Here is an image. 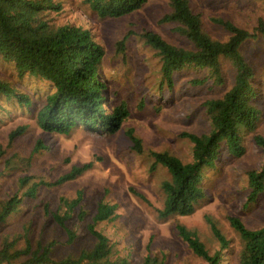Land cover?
Returning a JSON list of instances; mask_svg holds the SVG:
<instances>
[{"label": "rangeland", "instance_id": "rangeland-1", "mask_svg": "<svg viewBox=\"0 0 264 264\" xmlns=\"http://www.w3.org/2000/svg\"><path fill=\"white\" fill-rule=\"evenodd\" d=\"M190 1L193 9L203 15L207 32L215 39L226 40L227 35L211 23L214 17L230 20L251 33L259 20L264 19V3L256 0ZM61 2L63 11L51 14L52 24L92 31L105 52L101 79L107 84L106 109L111 112L124 103L130 116L123 130L112 137L85 128L76 129L71 136H62L43 132L36 116L13 110L8 105L0 119V199L8 201L17 195L23 199L24 206L20 214L10 217L8 224L0 228V243L7 236L15 240L22 233L23 224L31 223L37 241L55 243L57 258L77 255L94 241L87 233V223L77 219L71 221L70 228L78 235V240L71 244L66 233L50 217H45L43 208L49 205L57 212L60 205L63 206V199L75 201L83 197L82 204L90 222L99 203L117 205L115 219L97 229L110 239L116 255L126 257L132 264L143 263L148 246L156 253H163L167 264H206L179 238L176 227L180 224L196 232L209 251L215 254L221 246L213 236L208 219L217 223L232 244L224 264H238L233 252L236 247L240 248L241 242L228 218L239 217L252 230L264 226V194L255 204H249L248 198L246 173L260 169L264 163L262 153L252 141V134H244V157L232 159L223 153L218 170L211 172L206 182L207 200L200 204L196 213L172 220L159 218L165 201L162 183L170 179V175L162 168L151 172L152 160L148 156L134 155L126 136V131L133 130L143 140L147 151H169L184 162H191L192 145L180 135L210 131L202 104L231 88L234 78L231 64L224 60L227 81L224 90L211 86L191 89L190 80L199 76L195 72L184 73L176 89L170 90L161 85L160 60L140 39V34L147 29L173 43L184 44L171 33L169 26L159 23L169 12L168 0H150L136 15L105 21L91 12L84 0ZM120 42L125 44L124 54L119 52ZM241 51L255 71L254 85L258 91L255 103L263 113L257 132L264 136V38L256 35L242 46ZM12 69L10 64L0 60V79L31 95H40V89L45 91L46 86L40 81L29 76L20 79ZM36 98L38 100L34 101L40 109L43 102ZM20 127H26V133L10 145L9 135ZM39 143L44 149L36 153ZM89 163L94 164L93 168L81 178L54 186L73 167ZM25 178L29 182L21 187ZM36 184H40L37 199L30 200L24 195Z\"/></svg>", "mask_w": 264, "mask_h": 264}, {"label": "trees", "instance_id": "trees-1", "mask_svg": "<svg viewBox=\"0 0 264 264\" xmlns=\"http://www.w3.org/2000/svg\"><path fill=\"white\" fill-rule=\"evenodd\" d=\"M256 1L264 3V0ZM149 2L84 0L90 11L103 21L136 15ZM168 3L169 12L159 23L169 26L171 33L184 44L173 43L153 30L146 29L140 34L144 45L153 50L161 62V85L175 90L184 73L195 72L199 76L190 80L191 89L211 86L224 90L227 83L224 60L231 64L234 78L229 90L202 104L210 131L180 135L192 145L191 162L186 163L169 151H147L143 140L133 130L126 131L132 153L138 157L148 156L152 160L151 172L162 168L170 175V179L162 183L165 201L159 211L161 220L191 217L196 213L200 204L207 200L206 182L210 173L218 170L223 153L232 159L245 156L244 134H252L253 143L264 157V136L257 132L263 113L255 103L258 96L254 85L256 75L241 51L242 46L256 35L264 38V19L259 20L251 33L230 20L214 17L211 23L227 35L226 40L215 39L207 32L203 15L193 9L190 0H168ZM62 11L61 0H0V60L10 64L20 79L29 76L46 86L45 91L40 89V95H31L0 79V119L3 110L11 105L13 110L36 116L38 127L47 134L71 136L76 129L85 128L112 137L123 130L130 111L124 103L107 111V84L101 79L104 48L89 29L52 24L51 14ZM124 51L125 44L120 42L119 52L124 54ZM36 96L43 102L40 109L34 101L38 100ZM26 131V127L13 131L9 135V144L14 145ZM42 149L44 147L39 143L34 152L39 153ZM93 165L73 167L54 186L81 178ZM246 179L249 204H255L264 194V163L260 169L248 171ZM28 182V178L23 179L21 187ZM39 185L30 187L24 196L37 199ZM62 202L63 206L60 205L57 212L46 205L43 208L45 217H50L66 233L71 244L78 240L77 232L70 228L71 221L77 219L87 223V233L94 239L92 245L77 255L57 258L55 243L37 241L33 224H23L22 233L15 235V240L7 236L1 241L0 264H132L126 257L117 256L110 239L97 229L115 219L117 205L99 203L90 222L82 204L83 197L75 201L63 199ZM23 204V199L17 195L8 201L0 199V228L8 224L10 217L23 211ZM228 222L241 242L240 248L236 247L233 252L238 264H264V226L249 229L235 216H230ZM208 223L221 246L215 254L186 226L179 224L176 231L193 254L206 264H224L232 244L217 223L211 219ZM142 264L167 262L163 253H156L148 246Z\"/></svg>", "mask_w": 264, "mask_h": 264}]
</instances>
